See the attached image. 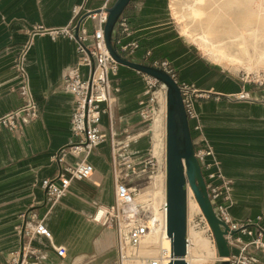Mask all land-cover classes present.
Masks as SVG:
<instances>
[{
	"label": "crops",
	"instance_id": "crops-1",
	"mask_svg": "<svg viewBox=\"0 0 264 264\" xmlns=\"http://www.w3.org/2000/svg\"><path fill=\"white\" fill-rule=\"evenodd\" d=\"M104 1L0 0V117L24 104L14 64L26 46L24 65L38 108L36 119H19L18 133L0 129V264L20 252L21 215L32 208L49 233V239L42 235L32 238V246L40 252L38 264L118 263L113 222H95L93 216L98 207L110 208L114 202L109 144L122 140L125 133L134 136L130 153L139 163L147 150L140 140L145 139L147 144L154 141L139 129L144 75L118 67L113 82L119 92L110 114H103L99 123L106 141L87 158L94 168L92 176L72 181L51 208L40 187L43 180L58 174L54 157L73 141L71 120L76 100L64 85L79 59L73 40L63 35L52 38L48 32L69 27L74 21V8L82 7V14L97 11ZM179 1L132 0L128 4L122 13L131 30L126 42L138 43L128 58L143 63L149 54V62L167 63L178 84L194 88L200 131L192 130L195 122L189 121L193 146L202 135L213 151V159L207 162L216 163L210 170L221 171L229 182L231 201L227 211L231 220L241 224L260 218L264 228V86L244 84L208 65L181 35L175 16V10L177 16L181 15ZM81 26L92 34L90 18ZM80 70L86 78L88 69ZM159 123L160 116L154 121L155 128ZM79 159L66 152L63 161L72 165ZM53 246L63 247L65 255L58 256ZM259 261L264 264V256L259 255Z\"/></svg>",
	"mask_w": 264,
	"mask_h": 264
},
{
	"label": "built area",
	"instance_id": "built-area-1",
	"mask_svg": "<svg viewBox=\"0 0 264 264\" xmlns=\"http://www.w3.org/2000/svg\"><path fill=\"white\" fill-rule=\"evenodd\" d=\"M84 1L86 2V0ZM111 1L105 0L97 11L84 14H82V7L74 8V21L69 27L48 32L52 38L63 35L73 40L76 43V52L79 55L77 65L69 71L64 85L65 91L72 93L76 100L71 120L73 141L65 150H61L54 157L59 165L58 174L53 178L43 180L40 184L44 192L45 203L50 208L61 200L72 181L87 180L92 176L94 168L87 161V158L95 148L106 141V135L99 128L100 118L103 114H110L115 101V94L119 91L118 86L113 82L119 65L108 54L103 38L107 9L110 7ZM86 18H90L93 22L91 35H88L81 26L82 21ZM77 25L79 29L76 39L74 37V29ZM115 30L116 38L113 44L120 54L128 58L138 48L136 41L126 42L131 36L128 19L121 15ZM36 31L43 32L44 30ZM89 40H91V46L88 45ZM27 49L28 47L26 46L20 51L14 64L22 84L25 96L24 104L17 110L0 117V129H6L14 133H18L20 130L19 119L21 117L34 120L38 116V108L30 93L28 76L24 65ZM148 57L149 54L144 56L143 63L163 69L175 80L166 62H149ZM91 59H93L94 64L92 73ZM82 67L88 69L86 78L82 77L80 70ZM147 79L155 81L150 77H147ZM146 85L148 87V81H146ZM178 86L187 119L195 122L192 130L199 132L198 115L194 106L197 93L190 85L182 83L178 84ZM154 93L149 94V89L147 90L146 88L143 98L139 101L141 109L138 116L142 121L153 120L152 118L156 113L153 107ZM148 95H150L149 98ZM240 98L242 99L243 95ZM102 105L105 106L103 107ZM134 139V136L125 133L123 140L111 142L114 202L110 208L98 207L94 213L93 220L100 222L96 220L95 216L102 208L104 214L101 221L110 220L113 222L117 237V264H168L172 259L170 247L168 249L160 248L152 254L151 252L145 253L142 251V244L149 240L153 234L152 230L167 237L166 205L165 201L160 204L157 208V217H152L153 210L150 206L152 197L148 195V192L144 191L147 187H141L138 179L144 176L146 183L151 185L154 182L155 173L158 172V162L153 154L151 141L140 162L135 161L130 153V147ZM193 147L194 157L203 174L208 199L212 206L218 209L220 219L227 226L224 238L229 248L228 257L219 258L217 256L212 232L199 207L198 211L194 210L191 214L192 226L194 229H201L205 234H208L213 244L217 263L224 260L228 264H259V255L264 256V228L260 225V218L255 221L248 220L241 224L231 220L227 211L231 201L230 184L221 171L210 170L213 165H216L214 161L207 162L208 158L213 159L211 147L202 135L199 136ZM66 152L80 159L72 165H66L63 161ZM162 163L164 166L163 174L165 175V157H163ZM187 201L186 254L184 257L186 264L188 250L193 246L188 238V228L191 222H189ZM21 221L22 223L19 227L21 254L17 252L6 264H38L40 262V252L32 246V238L34 235H42L49 239V233L45 229L41 218L33 211V208L21 215ZM53 249L58 256L63 257L65 255L63 247L53 246Z\"/></svg>",
	"mask_w": 264,
	"mask_h": 264
},
{
	"label": "water",
	"instance_id": "water-1",
	"mask_svg": "<svg viewBox=\"0 0 264 264\" xmlns=\"http://www.w3.org/2000/svg\"><path fill=\"white\" fill-rule=\"evenodd\" d=\"M132 0H115L107 9L103 28L105 48L119 65L150 77L165 89V205L166 235L170 240L172 259L168 264H186V201L189 189L202 212L215 243L219 258L229 255L224 235L227 226L220 219L218 209L210 203L200 166L194 157V147L185 114L178 83L163 69L145 63H137L124 57L114 46L116 24L125 8ZM79 26L74 29L77 39ZM94 64L91 59V73ZM21 248V246H20ZM21 254V249H20ZM218 264H228L220 261Z\"/></svg>",
	"mask_w": 264,
	"mask_h": 264
},
{
	"label": "bare ground",
	"instance_id": "bare-ground-1",
	"mask_svg": "<svg viewBox=\"0 0 264 264\" xmlns=\"http://www.w3.org/2000/svg\"><path fill=\"white\" fill-rule=\"evenodd\" d=\"M175 16L183 22V38L199 46L211 59L239 64L244 59H256L258 64L264 65V0H187L181 3V15L177 16L175 10ZM249 46H253V57H250ZM156 118L153 119L152 130L155 129ZM164 178L163 174L153 182V201L150 204L153 218L158 215V205L165 201ZM189 191L188 216L191 211H198L196 202H189ZM159 192L161 196L157 194ZM103 214L101 208L96 220L101 221ZM152 232L149 240L142 244L143 252L152 254L160 248L170 247V241L164 234ZM190 234L188 228V238L193 246L188 250L186 260L187 264H196L202 260L201 253L209 251V242L199 233Z\"/></svg>",
	"mask_w": 264,
	"mask_h": 264
},
{
	"label": "rangeland",
	"instance_id": "rangeland-1",
	"mask_svg": "<svg viewBox=\"0 0 264 264\" xmlns=\"http://www.w3.org/2000/svg\"><path fill=\"white\" fill-rule=\"evenodd\" d=\"M180 1H181V3H183V2H186L187 0L186 1L180 0ZM177 21L179 22V23L178 22L177 23H178L179 28L181 30L183 22H181V20H178V19H177ZM181 35H182V31H181ZM188 43H190V42H188ZM190 44H192V43H190ZM192 45L197 48L199 54L206 60L207 64L210 65L214 70L216 69L219 71H223V72H225V74H227L229 76H234L235 78L241 80V82H243L244 84H250L253 86H264V65L260 64V63L258 64L257 63L258 60H256V59H253V60L244 59V62L242 64L232 63V62L225 61V60H213L208 56V54H206V52H204L201 48H199V46H197L196 44H192ZM248 50L250 53V57H253V52H252L253 46H249ZM146 81L149 82L148 87L146 85ZM146 81H144L145 90H146V88H147V90L149 89V94L155 92L154 93L155 99H154L153 107L155 108L156 113L152 119L156 118L157 116H160V123H159V127H157V128L154 127L156 130H155V133H153L152 132L154 130V129L152 130L153 120L152 121L151 120H147V121L139 120V123H140L139 129L143 128V131L147 132V135L149 138H151V136H153V138H154V139H152L154 141L151 142V145L153 148V154L156 157L157 162H158L157 163L158 172L155 173V177H154V182H155V180L159 179L161 175L163 176V172H164L163 171L164 166L162 163V159H163V157H165V148H164L165 147V141H164L165 140V108H163V105L165 106V103H166V101H165V89L161 84H159L155 81H150L149 79H147V77H146ZM149 97H150V95H148V98ZM162 101L164 102V104ZM161 119H162V122H161ZM150 130H151V132H150ZM124 136H125V134H123V137L120 139L123 140ZM150 141L151 140H149V142L147 144L146 140L142 139V140H140L139 144L143 143L144 146L147 145L146 148H148V146H150V144H149ZM109 146H110V150H111V144H109ZM143 155H144V153L141 154V156H143ZM138 181H139L141 187H147L144 189V191L148 192V195H150L152 197L151 193L154 191L153 183H151V185H148L146 183V178L144 176L140 177L138 179ZM157 194H160V196L162 195L161 192H159ZM152 201H153V199H151V202ZM189 202H191V203L195 202L193 194L191 191H189ZM159 206H160V204L158 205V207ZM151 208H152V206H151ZM193 212H194V210L191 211V213H189L190 214L189 215V222H191V220H192L191 214ZM189 230L191 233L190 235H192L194 233H199L204 238H206L209 242V251L207 253L202 252L201 253V256H202L201 259L202 260L197 262L196 264H218L216 262V254L214 252L213 244H212L211 240L209 239L208 234H205L201 229H198V228L194 229V227L192 226V222L190 223Z\"/></svg>",
	"mask_w": 264,
	"mask_h": 264
}]
</instances>
